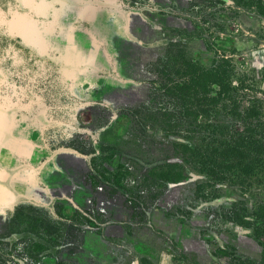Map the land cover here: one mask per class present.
<instances>
[{
    "label": "flooded vegetation",
    "instance_id": "flooded-vegetation-1",
    "mask_svg": "<svg viewBox=\"0 0 264 264\" xmlns=\"http://www.w3.org/2000/svg\"><path fill=\"white\" fill-rule=\"evenodd\" d=\"M170 1L0 0V149L14 157V142L44 160L63 148L78 164L89 207L45 218L89 229V251L68 264L149 260L141 250L157 207L200 178L186 159L221 132L212 118L233 78L244 11L237 0ZM132 77L137 89L113 84ZM0 179L8 185L1 169ZM104 191L112 202L96 198ZM32 230L51 242L37 234L48 225L5 209L0 195V264L56 261V249L39 254Z\"/></svg>",
    "mask_w": 264,
    "mask_h": 264
},
{
    "label": "rangeland",
    "instance_id": "rangeland-1",
    "mask_svg": "<svg viewBox=\"0 0 264 264\" xmlns=\"http://www.w3.org/2000/svg\"><path fill=\"white\" fill-rule=\"evenodd\" d=\"M237 1L244 14L231 47L233 78L211 124L221 132L199 145L200 155L186 159L200 178L170 192L157 207L153 233L141 250L152 255L143 264H257L260 259L255 220L264 214V149L260 153L255 142L242 150L252 159L248 173L218 168L227 165L220 154L236 135L255 129L256 137L255 131L250 136L264 143V0ZM177 178L185 179L180 173Z\"/></svg>",
    "mask_w": 264,
    "mask_h": 264
},
{
    "label": "water",
    "instance_id": "water-1",
    "mask_svg": "<svg viewBox=\"0 0 264 264\" xmlns=\"http://www.w3.org/2000/svg\"><path fill=\"white\" fill-rule=\"evenodd\" d=\"M170 2L172 5L178 4L177 0H171ZM142 18L152 24V20L147 14H142ZM125 83L131 85L134 89L139 87L135 84L136 80L134 78L128 82H122L119 78H116L113 82L116 87ZM13 144L16 145V149H13L15 151L13 153L14 157H8L9 154L5 152L8 148L5 144L0 149V169L9 175L8 185L0 179V195L3 197L5 209L12 210L20 217H27L32 221H36L37 224L44 222L49 229L53 228L54 224L51 220H46L47 215L67 214L69 216L70 211L77 212L81 209L79 205L80 201H83V194L75 185L78 164L75 160L68 158L67 152L63 151V148L54 149L43 160L33 152L32 148L22 149L20 148L21 144L14 142ZM8 162L11 164H8ZM98 175H101V173ZM36 178L39 179V182L41 181L43 188L38 184L36 188L33 187L32 181L35 183ZM101 180L103 179L101 178ZM6 193L12 195L14 200H7ZM32 241L40 250L39 254L46 252L55 254V251L53 252L55 246L51 242L41 238L32 239Z\"/></svg>",
    "mask_w": 264,
    "mask_h": 264
},
{
    "label": "crops",
    "instance_id": "crops-1",
    "mask_svg": "<svg viewBox=\"0 0 264 264\" xmlns=\"http://www.w3.org/2000/svg\"><path fill=\"white\" fill-rule=\"evenodd\" d=\"M75 184H77L76 179H75ZM90 193L93 195V191H90ZM128 193L129 195L133 194L131 191H129ZM113 194L114 192L112 191H104L99 194L97 193L96 198L98 199L104 198L103 200L109 203V202H112L111 198ZM139 195H140L139 192L136 193V196H139ZM83 199H85L84 195H83L82 200ZM126 205L130 210L131 204L128 203ZM79 206H80L79 208L81 209H87L89 207V206H85L84 203H82L81 201H80ZM132 215H133L132 212H127L126 214L127 217H130ZM53 224H54V227L50 228L47 232H37V234L39 235L43 234L44 237L48 239L49 241H51V243L56 247L55 249L57 250V253H58L57 257L55 258L56 261L54 263L51 262L49 264H68V262H71V259H69L70 255H76V254L82 255L83 254L82 252L86 253V251H89L87 250L88 247L86 246V237L87 235L90 234L89 229L87 230L85 226L80 225L79 227H80L81 233L77 234L76 229L72 226L74 222L70 221L67 217H63V216L54 218ZM152 226H153V223H152ZM20 231L22 232V230ZM32 233L35 234V235H32V237L34 238L38 237V235H36L35 230H32ZM94 235L95 237H98L96 232L94 233Z\"/></svg>",
    "mask_w": 264,
    "mask_h": 264
},
{
    "label": "trees",
    "instance_id": "trees-1",
    "mask_svg": "<svg viewBox=\"0 0 264 264\" xmlns=\"http://www.w3.org/2000/svg\"><path fill=\"white\" fill-rule=\"evenodd\" d=\"M252 132L255 133L256 137V130L250 129L249 131L236 135L235 139H233L230 143L225 146L223 154L220 155L227 165H219V169L230 170L233 167H236L240 172L248 173L247 164L251 163L252 159H249L248 156H245L242 150H246L247 148L249 149L252 146L255 147V142L257 143V148L260 153H262L264 149V143H262V141H259V139L257 138L255 139V137L253 139V137L250 136ZM260 216L261 220H255V232L262 239L261 241H259L262 251L260 259L257 261V264H264V214L261 212Z\"/></svg>",
    "mask_w": 264,
    "mask_h": 264
}]
</instances>
